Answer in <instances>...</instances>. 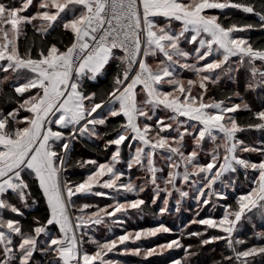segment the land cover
I'll use <instances>...</instances> for the list:
<instances>
[{"label": "snow or ice", "instance_id": "obj_1", "mask_svg": "<svg viewBox=\"0 0 264 264\" xmlns=\"http://www.w3.org/2000/svg\"><path fill=\"white\" fill-rule=\"evenodd\" d=\"M254 30L264 0H0V264H123L110 254L175 249L169 264H194L220 242L212 264H264V141L238 135L264 132V97L246 99L264 92ZM97 141L104 162L77 153ZM241 175L247 190L228 202ZM149 187L155 215L173 201L197 208L175 239L145 248L173 231L124 228L149 210ZM249 226L255 242L241 235ZM101 227L111 235L97 238Z\"/></svg>", "mask_w": 264, "mask_h": 264}, {"label": "rangeland", "instance_id": "obj_2", "mask_svg": "<svg viewBox=\"0 0 264 264\" xmlns=\"http://www.w3.org/2000/svg\"><path fill=\"white\" fill-rule=\"evenodd\" d=\"M246 34L247 33H245V35ZM261 133L264 134V132H261ZM242 134H244V133H240L238 135L242 136ZM262 141H264V140H257V141L254 140L255 144H257V145H259ZM126 152H127V149H125V153ZM253 159H256V157L253 156ZM100 162H104V161H100ZM133 173H134L133 177H135L136 175H140V173H137L135 170H133ZM105 191H107V190H105ZM229 191L230 190H228V192ZM151 194H152V190L150 187L148 188L146 193L141 194L145 200L150 202V205H151V200H150ZM238 194L236 193L235 195H238ZM228 195H229V201L228 202H231L235 195H233L232 193L228 194ZM90 202L99 203L100 205H104V204L111 203L112 201H110V200L107 201L103 197H93V199H91ZM221 203H223V202H221ZM153 207L158 212V207H156V206H153ZM196 208H197V205H196L195 200L186 199L181 206V210L179 212H177L175 210V204L173 201V203L171 204L170 213L165 214L163 216L157 215V219H155L153 217H148L146 214L137 215L134 213L130 217L126 218V223L124 224V228H126L127 230H137L140 228L152 227V226H155L159 223H164L166 226L170 227L173 230L172 233H170V234H161L156 238H152V239L147 240V241L139 242L145 248L152 247V246H155L158 244L165 243L171 239H175L176 236L179 234L183 225L187 224L188 221L190 219H192V217L195 215ZM206 214H207L206 212H202L201 216H204ZM219 214H220L219 211H217L216 215H219ZM173 226H175V227H173ZM195 228H196V226H193V228L191 230H195ZM249 228H250V226L247 227V230ZM247 230H246V232H247ZM113 233L116 235H119V234H122V230H121V228L117 227V228L113 229ZM108 235H111V234L108 233L107 230L103 227H101L96 233V236L99 239H103ZM241 235L244 238H248L250 240V242H252V239H251L252 236L249 235V233L248 234L242 233ZM185 241H184V243H185ZM187 241H189L188 243L192 242L191 240H187ZM220 244H223V242H220L217 245L219 246ZM132 246H135V245H132ZM110 255L112 256L113 259L121 260L123 262V264H132V263H135V264H169L171 259L179 258L183 255V253H182V250H179V249L169 250V251H166L161 256H153V257H150L148 260H143L141 257L121 256L119 254H110Z\"/></svg>", "mask_w": 264, "mask_h": 264}, {"label": "trees", "instance_id": "obj_3", "mask_svg": "<svg viewBox=\"0 0 264 264\" xmlns=\"http://www.w3.org/2000/svg\"><path fill=\"white\" fill-rule=\"evenodd\" d=\"M227 12L237 22H240V23H258V19L256 17L250 15V14H245V13L239 12L237 10H227ZM246 35L250 36L253 41L264 42V31L254 30V31L248 32ZM105 84H106V81H103V80H101L97 84H92L90 82V87L93 90H95L97 88L103 87ZM261 97H264V92L258 91L256 93H251V94L246 95V99H248L250 102H253L254 108L259 107ZM247 116H248L247 112H241L239 114V118L241 120L245 119ZM240 138L244 139L248 143H255L254 140H256V141L257 140H264V134L261 133V131L250 130V131L244 132V134H242V136H240ZM102 148H103V141H97L95 143L86 142V143H81V144L77 145V153L79 155L84 156L85 158H92V159H98L99 161H105L109 153L102 151ZM132 175H134V173H132ZM247 187H248V184L244 180L243 175H241L240 182L237 186L236 192L232 193L230 190L228 192V194H231V193L233 195H235L236 193L238 194L241 191L247 190ZM91 199H93V197ZM105 200L108 201V199H105ZM148 206H149V210L146 211L145 214L148 217H153V218L157 219V215L154 214L155 212H157V210L153 206L150 205L149 201H148ZM40 211L42 212L43 209L41 208ZM173 227H175V226H173ZM246 230H247V228L245 229L243 234L249 233V235H251V236L253 235V230L251 229V227L247 230V232H246ZM257 230H261L259 222H257ZM188 242L189 241H187V240L185 241L186 244ZM252 242H255V241L252 240ZM191 243H195V241H192ZM213 248L216 249L215 252L213 251ZM222 248H223V244H220L219 246L218 245H212V246L206 247L203 250L202 255L199 257L198 262H194V264H212L213 260L220 259L219 252ZM132 264H135V263H132Z\"/></svg>", "mask_w": 264, "mask_h": 264}]
</instances>
